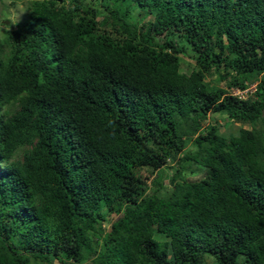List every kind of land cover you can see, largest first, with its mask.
<instances>
[{
    "label": "trees",
    "instance_id": "obj_1",
    "mask_svg": "<svg viewBox=\"0 0 264 264\" xmlns=\"http://www.w3.org/2000/svg\"><path fill=\"white\" fill-rule=\"evenodd\" d=\"M25 6L0 38V264H264V0Z\"/></svg>",
    "mask_w": 264,
    "mask_h": 264
},
{
    "label": "rangeland",
    "instance_id": "obj_2",
    "mask_svg": "<svg viewBox=\"0 0 264 264\" xmlns=\"http://www.w3.org/2000/svg\"><path fill=\"white\" fill-rule=\"evenodd\" d=\"M86 2H90L91 4H94L96 0H85ZM96 10H97V19L101 18V11H103V6L95 4ZM28 13V10L26 9L25 6V0H0V21L3 23L0 24V38H3L7 34V30L5 29L4 25L10 24L11 22L8 20L9 18H19L18 22H22L25 20V16ZM16 25V24H15ZM15 25H12L11 29L15 27ZM194 63L193 61L186 56H183V61L181 62L180 65V70L186 73H189L190 70L193 68ZM210 80V85L213 87H217L218 84L222 85V83H218L215 79L213 78H208ZM252 88V87H251ZM218 120V123L221 125V131L227 132V131H236L239 126H244L239 123H232L230 120L219 113H213L210 115ZM207 122H205L206 124ZM187 148H192L193 147V142L192 139L188 141L187 143ZM175 162L169 160L167 164L169 166H172ZM193 172H185V177L188 179H197L200 178L203 174V170L198 169L196 165H192ZM203 171V172H202ZM165 172L168 174V170H165ZM165 173V176L163 178V181L165 183L166 190H163L160 192L161 194H167L171 187L168 185V176ZM143 176L146 178L147 184H150L151 179L155 176V172L150 173L149 171H143L142 172ZM109 219H114L115 214H107L106 215ZM38 264H47V263H38ZM51 264H62L58 262L57 260L52 261ZM66 264H89L88 261L82 262V263H66ZM204 264H218L217 261L213 258V256L207 254L206 255V261Z\"/></svg>",
    "mask_w": 264,
    "mask_h": 264
},
{
    "label": "clouds",
    "instance_id": "obj_3",
    "mask_svg": "<svg viewBox=\"0 0 264 264\" xmlns=\"http://www.w3.org/2000/svg\"><path fill=\"white\" fill-rule=\"evenodd\" d=\"M8 20H9L11 23H10V24H6V25H4V27H5V29H6L7 31H11V27H12V25L17 24L19 18H9ZM2 23H3V22L0 21V24H2ZM251 86H252V88H253V86H255V85H251ZM249 87H250V86H249Z\"/></svg>",
    "mask_w": 264,
    "mask_h": 264
},
{
    "label": "built area",
    "instance_id": "obj_4",
    "mask_svg": "<svg viewBox=\"0 0 264 264\" xmlns=\"http://www.w3.org/2000/svg\"><path fill=\"white\" fill-rule=\"evenodd\" d=\"M251 87H252V86H250L249 88L244 89V90H240V89H232V94H234V95H238V96H240V97H244V94H245L248 90H250V91L254 90V86H253V88H251Z\"/></svg>",
    "mask_w": 264,
    "mask_h": 264
}]
</instances>
